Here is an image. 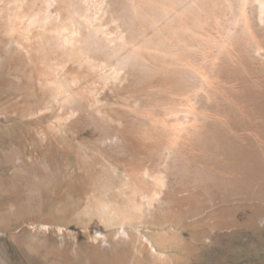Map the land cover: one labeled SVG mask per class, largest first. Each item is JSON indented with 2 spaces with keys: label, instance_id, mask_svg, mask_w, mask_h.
Instances as JSON below:
<instances>
[{
  "label": "bare ground",
  "instance_id": "1",
  "mask_svg": "<svg viewBox=\"0 0 264 264\" xmlns=\"http://www.w3.org/2000/svg\"><path fill=\"white\" fill-rule=\"evenodd\" d=\"M264 224V0H0V264H192Z\"/></svg>",
  "mask_w": 264,
  "mask_h": 264
},
{
  "label": "rangeland",
  "instance_id": "2",
  "mask_svg": "<svg viewBox=\"0 0 264 264\" xmlns=\"http://www.w3.org/2000/svg\"><path fill=\"white\" fill-rule=\"evenodd\" d=\"M192 264H264V224L223 235Z\"/></svg>",
  "mask_w": 264,
  "mask_h": 264
}]
</instances>
